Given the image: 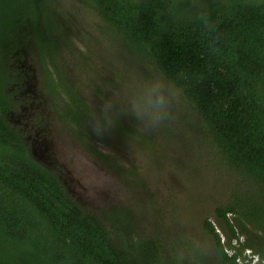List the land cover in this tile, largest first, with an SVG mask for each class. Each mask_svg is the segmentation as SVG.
<instances>
[{"label":"trees","instance_id":"trees-1","mask_svg":"<svg viewBox=\"0 0 264 264\" xmlns=\"http://www.w3.org/2000/svg\"><path fill=\"white\" fill-rule=\"evenodd\" d=\"M65 3L94 14L72 16V23L88 29L95 19L118 36L125 54L138 58L134 66L150 65L178 90L185 111L176 105L173 119L197 117L200 152L215 155L238 179L228 203L213 210L225 239L208 218L203 230L222 264L244 262L245 251L264 263V0H0V264H188L165 259L156 239L136 235L124 220L117 228L127 213H110L108 225L83 210L58 174L31 157L7 119L14 103L8 89L28 81L30 54L53 72L41 90L71 101L56 115L72 137L88 149L107 140L88 125L95 105L84 103L70 73L58 69L74 47L59 25ZM63 77L71 89L61 86ZM94 90L102 92L96 84Z\"/></svg>","mask_w":264,"mask_h":264},{"label":"rangeland","instance_id":"rangeland-1","mask_svg":"<svg viewBox=\"0 0 264 264\" xmlns=\"http://www.w3.org/2000/svg\"><path fill=\"white\" fill-rule=\"evenodd\" d=\"M65 5L67 7L60 13L67 16L63 19L65 24L62 20L59 25L68 29L64 37L74 45L76 53L72 50L70 56L65 54V62L60 61L58 69L70 73L71 81L80 91L76 93L84 103L94 104L99 110L104 100L111 98L117 116L114 126L105 133L108 142L103 135L101 143L92 142L93 149L86 148L72 137L70 126L63 124L56 115L61 103L70 105L71 101L65 97L53 99L41 90L50 80L48 76H53L51 68L46 70L27 54L24 63L29 73L28 84L37 86L36 91L40 89L45 99V130L48 134L44 137L61 156L51 171L58 175L63 171L61 176L68 171L64 178L70 180L69 189L75 194L68 191L70 196L83 210L99 216L104 223L109 225L108 215L112 212L127 213L126 219L118 220L116 227L128 223L137 229L136 235L153 237L165 259L172 261L176 257L188 264H222L202 224L208 218L220 233L221 242L225 239L213 218V210L228 203L238 180L234 172L215 159V155L200 152L197 145L202 132L197 117L182 116L178 121L174 117L159 130H147L131 113H124L128 98L142 86L144 79L156 76L154 70L141 62L134 66L138 58L125 54L118 36L95 19L89 20L92 27L88 29L78 22L72 23V16L90 19L94 14L81 7L73 10L69 3ZM87 31L95 32L88 40L84 38ZM106 31L109 34L107 40ZM88 51L90 53L86 54ZM73 60L81 65L76 67ZM63 83L64 90L71 89L64 77ZM95 84L102 92L94 90ZM8 91L13 98L21 93L18 86L12 85ZM177 106L178 110L185 111L182 96ZM105 157L110 158L113 165ZM228 218L231 219V215ZM242 241L243 237L239 242ZM227 253L231 255L228 250ZM242 262L238 264H245Z\"/></svg>","mask_w":264,"mask_h":264},{"label":"clouds","instance_id":"clouds-1","mask_svg":"<svg viewBox=\"0 0 264 264\" xmlns=\"http://www.w3.org/2000/svg\"><path fill=\"white\" fill-rule=\"evenodd\" d=\"M180 102V94L174 85L163 76L146 80L128 98L126 112L131 113L147 130H155L173 119L175 106ZM117 109L111 98H106L99 110H92L88 125L97 136H103L114 126Z\"/></svg>","mask_w":264,"mask_h":264},{"label":"flooded vegetation","instance_id":"flooded-vegetation-1","mask_svg":"<svg viewBox=\"0 0 264 264\" xmlns=\"http://www.w3.org/2000/svg\"><path fill=\"white\" fill-rule=\"evenodd\" d=\"M26 77H29V74ZM23 82L18 85L21 93L19 96L15 95L11 110L7 113V119L13 128L23 135L24 141L28 145L38 144L43 140H47L44 136L48 134L45 130V123H47L45 120V99L42 97L40 89L39 92L36 91L37 86L28 84L29 79L26 84H23ZM28 86L30 90L25 93ZM13 110H16L15 114ZM245 255L248 257L245 263L248 264L255 258L249 251ZM256 261L257 259L252 264H255Z\"/></svg>","mask_w":264,"mask_h":264},{"label":"water","instance_id":"water-1","mask_svg":"<svg viewBox=\"0 0 264 264\" xmlns=\"http://www.w3.org/2000/svg\"><path fill=\"white\" fill-rule=\"evenodd\" d=\"M27 91L30 90V87L28 86ZM29 152L31 157L47 168L48 170H51V167L53 164L57 163V161L60 159V155L57 152H54L52 143H50L49 140H43L41 143L38 144H30L29 145ZM63 172V171H62ZM61 172V174H62ZM68 174V171H65L63 175L61 174L58 175L59 181L62 183V185L65 187L66 191H70L72 195H75L71 189H69L70 180L67 178H64V174ZM70 192L68 194L70 195ZM77 203V201L75 200ZM79 205V204H78Z\"/></svg>","mask_w":264,"mask_h":264}]
</instances>
